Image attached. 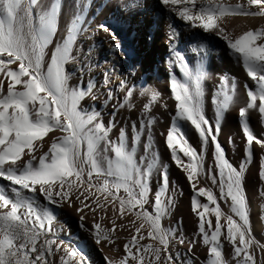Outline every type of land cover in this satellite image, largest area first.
Returning <instances> with one entry per match:
<instances>
[{
  "label": "snow or ice",
  "instance_id": "obj_1",
  "mask_svg": "<svg viewBox=\"0 0 264 264\" xmlns=\"http://www.w3.org/2000/svg\"><path fill=\"white\" fill-rule=\"evenodd\" d=\"M161 3L173 6L172 11L183 21L190 22L192 27L214 33L224 40L250 78L252 86L243 85L245 100L238 108L245 137L244 159L238 169L225 158L214 129L204 115L206 72L203 67L190 70L179 53L175 55L180 59L184 81L175 78L171 81L176 104L166 142L172 160L177 167L183 168L196 193L191 198L192 211L203 209L197 215L202 243L207 246V264H257L256 251L264 253V244L252 235L244 176L246 165L252 162L254 147L258 146L264 152V137L254 135L248 124L252 111L264 122V27L233 36L221 21L226 17L264 18V0H236L234 4L226 0H161ZM34 5L35 0H0V179L9 182L7 189L0 186V264H55L51 259L54 256H58L59 264H89L82 250L64 246L59 240L57 216L50 207L65 204L72 207L74 201L75 211L81 214V227L85 209L95 215L97 209L106 210L109 203L114 212L117 211L115 205L119 204L121 218L129 213L140 221L138 226L135 221L130 222L133 229L122 246L123 255L118 258L105 256L106 264H179V254L172 251L170 243L183 245L185 240L182 236L177 240L173 236L175 230L165 228L161 223L170 215L173 206V199L165 196L167 175L161 176L149 212L144 207L150 202L148 181L152 171H159L163 166L159 165L155 153L150 158L137 157L141 135L145 129L150 132L154 122L149 111L150 105L158 99L157 94L153 92L149 101L142 105L139 130L136 124L131 126L130 143L123 127L117 139H111L109 133L113 125L105 126L101 112L92 103L88 107L82 105L85 99L95 102L100 92L91 80L86 86L70 85L72 72L66 70V66L78 63L80 70H84L78 42L85 38L87 3L72 17L66 26V34L55 42L50 54L49 46L53 45L58 32L61 0H51L45 7ZM176 5L180 7L176 8ZM98 28L109 32L105 24ZM110 37L116 42L114 33H110ZM119 48V43H114V49L118 51ZM91 50L90 47L88 51ZM225 80L212 100L216 133L225 114L240 103L235 82ZM107 83L105 76V86ZM119 87L126 91L117 107L127 105L128 110H132L133 89L123 80ZM104 95L106 99H102L98 107H106L113 100V91H106ZM184 124L194 128L205 148L209 143L213 146L220 198L230 200L231 213L238 220L228 215L222 225L219 206L211 209L215 215L214 228L212 221L205 219V214L210 211L209 203L216 204V197L204 187L197 189L203 158L184 138L181 131ZM45 137H49L46 150ZM148 141H151L150 135ZM177 148L189 158V163L182 162ZM144 150L148 152L149 149L145 147ZM142 164L146 166L141 167ZM258 176L264 181V155L259 157ZM212 182L217 183L216 177ZM121 191L123 195H120ZM36 193L48 203H38ZM197 196H206L209 203L201 204ZM259 196L264 199V190ZM260 219L264 221V214ZM110 223L111 228H102L94 221L95 231L91 234L97 245L103 242L115 250L117 225L114 220ZM145 225L148 226L147 237L156 244L140 243L145 240L142 233ZM222 227L226 228V234L222 233ZM222 235L232 248L230 260H225L222 252ZM193 243L194 240L189 241V251ZM183 264H191V261Z\"/></svg>",
  "mask_w": 264,
  "mask_h": 264
},
{
  "label": "bare ground",
  "instance_id": "obj_2",
  "mask_svg": "<svg viewBox=\"0 0 264 264\" xmlns=\"http://www.w3.org/2000/svg\"><path fill=\"white\" fill-rule=\"evenodd\" d=\"M227 3H236V0H226ZM51 3V0H35L34 7H45ZM87 3L84 17L85 38L79 41L81 46L80 61L83 63L84 70L81 71V64L66 66V70L72 72V78L69 84L72 86H86L91 80L95 89L100 92V96L95 102L85 99L82 101L84 107L90 103L97 107L102 114V120L105 126L111 123L110 138L116 140L120 128L126 129V134L131 142L133 124L137 125L139 130V121L141 119V107L148 102L151 94H157V101L150 105L149 116L154 117V122L150 132L145 129L137 145V157L145 156L150 158L153 153L158 156V163L163 167L159 171L154 169L149 178V204L144 207L149 212L152 211L151 201L154 192L161 184L162 174L167 175V192L165 196L173 199V206L170 215L162 219V226L174 229L173 236L178 240L181 236L185 243L171 244L173 252H177L180 257L179 264L184 261H191V264H207V246L202 243L199 233V217L197 212L203 211L198 208L197 212L192 211L191 198L196 195L186 173L182 167H177L175 161L171 158V150L167 147V133L173 122L175 115L176 101L173 99L171 90V81L173 78L183 82L184 76L180 70V59L183 60L190 70H197L203 67L206 77L203 81L204 91V115L209 120L217 136V142L221 144L224 150L225 158L234 166L239 168L240 162L244 159L245 137L242 132L238 117V108L243 105L245 100V90L243 85L248 83L242 64L237 57L227 47V44L219 36L211 32H204L200 28H194L190 22L183 21L174 11L173 6H165L161 0H61V14L59 27L53 45L56 41L62 39L66 34L65 29L78 9H82ZM128 5V7H125ZM179 8L180 5H176ZM227 32L233 36L239 35L249 29L264 27V18L262 17H226L221 21ZM105 24L109 28L106 33L98 28V25ZM110 33L116 35V42L119 43V50L114 49V41ZM174 33V35H173ZM90 37V38H89ZM92 48L89 52V48ZM47 59V57H46ZM15 67V66H13ZM105 76L108 83L105 86ZM235 82L236 94L240 103L227 112L220 122V130L215 132V105L212 100L220 90L222 84ZM125 81L127 87L133 89V95L130 102L134 104L132 110H128L127 105L117 107L119 101L124 96L126 89L119 87L121 81ZM231 87V83H228ZM19 87V86H18ZM113 91V100L106 107H98L106 91ZM144 92L141 96L140 93ZM114 113V114H113ZM248 124L250 130L258 138L264 137V122L259 118L257 112L250 113ZM181 131L186 134L188 144L196 149L198 155L203 158V165L197 176V189L204 187L212 191L216 197V204H210L206 196H197L201 204L209 203V212L205 214L206 220H211L213 228L215 225V215L211 209L219 206L222 213L221 224H225V218L231 213L230 200L220 198L219 176L215 168L214 150L211 143L205 148L199 138L198 133L190 124H184ZM52 134L50 133L49 136ZM151 141H148V136ZM185 137V136H184ZM49 137L44 138V150L47 149ZM150 144V146H149ZM148 147V152H145ZM177 155L184 164L189 163V158L184 156L177 148ZM264 152L254 147L252 162L246 165L244 176V191L249 202V219L252 229V235L256 241L264 244V221L260 219L264 199L259 196V192L264 190V181L258 176L259 157ZM142 164L141 167H145ZM213 177H216L217 183H213ZM96 183V181H93ZM196 182V181H193ZM0 186L6 189L9 182L0 179ZM31 195V194H30ZM38 203L45 205L48 202L43 196L36 193ZM120 195H123L121 191ZM86 203L88 201H85ZM57 216L56 230L63 245L77 250H82L87 257L89 264H106L104 259L108 257H120L123 255L122 246L130 238L133 229L131 221H135L138 226L140 221L135 215L126 213L121 218L118 209L119 204L115 205L117 211L114 212L113 205L109 203L106 210L97 209L96 214L84 210L85 218L83 227H81L80 213L75 211L76 202L72 207L66 204L63 206L50 205ZM103 217V219H101ZM114 220L117 225L114 241L115 250L112 245L101 243L97 245L93 239L92 224L95 221L102 228H111L110 221ZM123 224L124 227L119 226ZM147 225L142 229L145 240L141 244L150 241L147 237ZM207 228V224H206ZM222 233L226 234V228L222 227ZM194 240L189 251V241ZM223 245L222 252L225 260H230L232 248L225 236L220 237ZM51 259L55 264H59L58 256ZM257 264H264V253L256 251Z\"/></svg>",
  "mask_w": 264,
  "mask_h": 264
},
{
  "label": "rangeland",
  "instance_id": "obj_3",
  "mask_svg": "<svg viewBox=\"0 0 264 264\" xmlns=\"http://www.w3.org/2000/svg\"><path fill=\"white\" fill-rule=\"evenodd\" d=\"M182 132H183V131H182ZM183 133H184V132H183ZM184 136H185L184 138L186 139L187 137H186V134H185V133H184ZM186 140H187V139H186ZM187 141H188V140H187Z\"/></svg>",
  "mask_w": 264,
  "mask_h": 264
}]
</instances>
